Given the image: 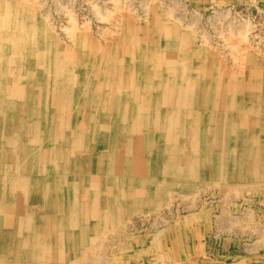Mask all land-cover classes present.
Listing matches in <instances>:
<instances>
[{
    "label": "rangeland",
    "instance_id": "374dc122",
    "mask_svg": "<svg viewBox=\"0 0 264 264\" xmlns=\"http://www.w3.org/2000/svg\"><path fill=\"white\" fill-rule=\"evenodd\" d=\"M0 53V98L3 102L6 99L8 102L23 99L14 105V110L10 109L11 104L0 105V211L5 210L6 214L13 211L25 222H30V216L37 221L34 216L41 219L44 214H49V210L55 209L41 203L38 189L33 186L27 189L26 184L17 182L14 171L11 174L15 175L12 176L15 181L9 180L10 174L5 163L9 159L8 140L12 134H18L19 141L30 143L32 137L40 133V143L44 144V141L51 139L50 144L54 145L53 135L63 130L67 135L63 141L70 156L62 158L59 167L65 165V168L72 170L69 179L74 178L75 184L81 183L80 176L85 175L82 168L93 158V153L101 155L105 151L108 156L105 139L102 142L95 141L97 135L101 136L107 130L105 126H115V110L111 109H114V104H105V107L96 110L99 116L96 121L88 119L85 107L90 106L88 102L94 87L103 83L109 88L112 76L118 79L123 76V81L122 84L111 85L116 92H109L108 89L103 91L107 94L105 100L115 101L122 97L127 88H131L132 92L137 91L142 99L153 95L155 97L154 88L160 87L161 83L164 92L168 90L169 95H172L173 89L181 81L177 82L176 77L181 75L180 78L190 85L195 83L196 92L189 96L183 95L187 106L184 104L181 108H175L170 116H174L172 122L177 127L179 140L192 145L188 147L190 150L175 152L173 158L177 157L179 161L187 163L186 158L190 157L198 165L196 172L188 173L185 178L160 173V168L163 171L165 168L159 167L157 154L162 152L163 162L169 158L165 150V128L160 127L156 136L144 137L145 140L141 142L149 148L145 153H140V159L142 163L154 166L150 170L155 171H150L149 177H154L155 182H151L154 180L150 178L145 191H139V194L127 193L123 215L116 213L115 219L111 218V213H107L108 208H103L105 215L97 228H90L88 240L82 242L84 238L72 236L62 246L57 245V252L52 249V253L37 258L21 246L20 238L23 235L33 238L29 231L32 228L23 226L22 234L14 241L16 246L12 252L4 256V250H0V264H264V172L258 176L245 175L240 180V176H237L239 183H232L233 180L229 179L221 180L219 177L212 178L218 175L210 174L207 167L204 168L207 156H210L204 141L210 137L202 133L198 136L196 132L190 137L184 134L191 126L194 129L196 125L190 123L199 113L201 116L212 113L211 120L214 123L223 121L224 115L214 110L216 100H213L217 98L216 88L222 81L226 83L225 93L230 96L224 100V104H234V100L240 102L230 107L234 112L232 114L236 115L228 123L229 129H232L236 120L241 121L233 127L238 137L232 134L229 145L226 138L218 142L220 156L226 154V172L232 171L231 154L241 133L243 137H248L256 129L259 131L264 128V0H0ZM138 68L141 84L137 83V86L132 85L131 72ZM168 69H175V74L170 76ZM68 78L74 82L78 80L83 85V92L80 90L82 96L80 93L75 94L73 87L65 83ZM208 83L211 85L210 91L213 90L212 102L206 92ZM23 91L27 95H15ZM86 92L89 95L85 98ZM65 96L68 103L66 101L64 104ZM58 97H62L60 106L56 103L60 101ZM165 97L163 103L169 105L160 110L163 113L168 107L174 109L170 106L171 98ZM133 98L130 99L132 108L139 99L135 96ZM25 105L27 111L22 114L21 108ZM250 108L253 113L246 119L247 122L244 121L246 116L237 117L245 115ZM155 110L150 106L147 115L153 118ZM199 120L200 123L204 122L203 118ZM123 121L118 128L128 129L126 135L132 129H136V134L143 132V136L153 130L145 127L142 111L134 116L135 122L130 124L125 118ZM14 124L18 126L13 133L11 126ZM78 131L84 136L82 143L78 142L75 135ZM118 134V145L130 136H122L121 131ZM34 144H39V140L34 141ZM137 144L135 142L134 150L139 148ZM252 146L258 147L256 153L259 155L260 152L264 157V132L260 141ZM229 147L232 148L229 150ZM28 152V158L20 161L21 169L26 170L31 165L36 169L34 173L44 174L45 167L41 161L35 160L34 152ZM109 155L112 158L113 154ZM108 157L107 166H110L112 159ZM243 160L244 163L249 161L245 157ZM71 161L72 168L68 167ZM258 165L257 171L264 165V160ZM246 167L247 164H244L242 170L245 171ZM61 173H56L57 178L60 184L65 185L69 181L68 176L65 171ZM102 176L110 178L107 174ZM129 176L138 177L132 172ZM157 181L160 182L158 187L154 185ZM106 182L109 187H113H110L111 190H116L112 179H106ZM7 184H11V188ZM186 184L187 188L184 186ZM117 190L122 193V189ZM89 193L93 197V191ZM12 198L20 200L13 204L10 201ZM139 200L146 201L142 203ZM68 201L70 203L71 199ZM129 201L132 209H129ZM79 203L80 207L83 203ZM85 215L80 214L81 219ZM84 219L90 224L88 226L95 222L90 220V216ZM73 228H64L61 224V234L76 235L80 228Z\"/></svg>",
    "mask_w": 264,
    "mask_h": 264
},
{
    "label": "bare ground",
    "instance_id": "6f19581e",
    "mask_svg": "<svg viewBox=\"0 0 264 264\" xmlns=\"http://www.w3.org/2000/svg\"><path fill=\"white\" fill-rule=\"evenodd\" d=\"M91 56H93V55H91ZM79 59H80V57H79ZM105 59H106V56H105ZM109 59H110V57H109ZM118 62L116 64H118ZM121 62H123V61H121ZM120 67H121V63H120ZM168 70H170L169 71L170 76L175 74V69H172V70L168 69ZM138 71H139V68L137 70H132V72H131V77L133 78L132 85L136 84L138 86L137 83L141 84V82H139L140 79H138V77H139V74L137 73ZM93 72H95V71H93ZM53 73H54V71H53ZM117 74H118V72H117ZM55 75H56V73H55ZM181 76L176 77L177 82L180 80L181 81L177 84L178 86L176 85V87L173 89L172 95H169L168 90L166 92H164L165 90L163 89V86L161 83L160 87L154 88V89H156L155 90L156 91L155 97L153 95L151 98H143L142 99L141 96L139 94H137V91L132 92L131 88H127V90H125L124 93H122L123 98L120 96L115 101H113V99H111V100L109 99L110 101L105 100L107 98V94L105 95V93L103 91L104 90L107 91V89H108L109 92H113L114 88H112L111 85H113L114 83H117V84L121 83L122 84V81H123L122 77L123 76L119 77V79L115 78V77L113 78V76H112V81L109 82V86H110L109 88H106V84L104 85L102 83L101 85L97 84V86L94 87V89L92 88L93 90L91 89L92 95L90 96V100L88 102V105H90V106L85 107L86 111H88V112H86V113H88L86 115H87L89 120L96 121L99 118L98 114L96 113V110H100L102 107H105V104H112V105L114 104V109L112 107H111V109L115 110V112L113 113L115 126H111L110 128H107L105 126V128L108 130V132H107V130H105V131H103L101 136L97 135L96 141H95V143H97V142H102V140L105 139L104 142H106V143H104V144H105V146H107V149H109V154H113V156L111 158L110 155L108 154V156L112 159V162L110 163L111 164L110 166L109 165L107 166L108 160L106 158L108 156H107V153H104L105 151L103 152L104 154L103 153L101 154V151H100L101 155H98V154L95 155V153H93L92 154V155H94L93 158L91 160H88V164H85V166H83V168H82L83 169L82 173L85 175L80 176V182L81 183H79V184H75L74 178L69 179V177L71 176L72 170L65 168L64 167L65 165L61 166L63 169L61 171H65V173L68 176L67 178L69 181H67V183L65 185H62L59 183V180H58L59 177L57 178L56 173L62 174L60 171L61 167H59V165H60L59 163H60L61 159L62 158L65 159L66 157L70 156L69 151H67V149H66L67 147L65 148V141H63V138H65L67 136V135L65 136V133L63 130L61 132H59L58 134L53 135L54 145L50 144L52 142V141H50L51 139L44 141L45 142L44 144L40 143L41 138L38 137L40 135V133H37L36 135H34V137H32L33 138L31 140L32 143L31 142L29 143L28 141L27 142L26 141H24V142L19 141L17 138L18 134L16 136L14 134L11 135L12 137H10V139L8 140V143L10 146V147L8 146L9 147L8 148L9 159L5 163L6 168L8 170V175L10 174V177L16 175L15 176L16 181L17 182L20 181L21 184H26L25 186L27 187V189L30 186H33V188L36 190L38 189V191H40L39 195H40L41 203L44 204L45 206L50 205L52 208L55 207V209L49 210L50 211L49 214L48 215L44 214L41 219H39L38 218L39 216H37V215L34 216V217H36V219H38L37 221L34 220L33 216L32 217L30 216V222H25L26 220L24 221L22 219V217H20L17 213H15L13 211L7 212V214H6L5 210H1L0 211V246H1V243H4V245L1 246L0 250L1 251L4 250V252H2V253H4V256L7 254V252H12V248L16 246L14 241H15V239H18V236L20 233L22 234V232H23L22 227L23 226H28V228H30V229L32 228L29 231H30V236H32L33 238L31 239V238H29L28 235H23L22 238H20V239H22L20 242L21 246H22V248H27V251H28L27 253H30L31 255L35 256V258H37L39 256L42 257V256H45L46 254L48 255V254L52 253L54 251L53 250L51 252L52 249H55V252H57V250L59 248L57 245L61 244V246H62L63 244H65L64 241L67 238H73L72 236L82 237V239L84 238L83 240H81L82 242L84 240H88V237H90V235H91L90 234V228L91 229L97 228L96 226L100 224L99 223V221H101L100 219H102V217H104V215H105L103 208H108L109 212H107V213H111L110 216H111V218H114V219L116 217L115 216L116 213H117L116 215H118V214L122 213L123 211H125L126 210L125 196H127V193L128 194H130V193L139 194L143 190L144 191L146 190L145 186H146V184H148L147 182L150 183L151 180H154V177H149L150 173L151 172L154 173V171H155V170H153V171L150 170V168L153 169L154 166L152 164L142 163V159H140L141 158L140 153H145L146 151H148V148H149V147L147 148L146 147L147 145H145L141 142H143L145 140V138H148L151 136H156L158 134L157 132H158V129L160 127L165 128V131H164L166 133V140H164V142L166 144L165 150H167L166 154H169L168 160H164V162L162 161V152L157 154V156H158L157 160H159L161 162L160 163L157 161L159 164V167H164L165 171H166L165 172L160 168V171H161L160 173H166L168 176L171 175V176H174L176 178H179L181 176H183V177L188 176V173H194V171L196 172L198 165H197V162L195 160L191 161V158L188 157V158H186L188 160V162L186 163L184 161L183 162L179 161V158L177 159V157L173 158L174 153L178 152V150H181V153L184 151H187L189 149L188 147L190 144H188V142H185V140H181V141L179 140L177 132H176L177 127L172 122V119L174 116H170V115H172V113L175 111V108H178V107L181 108V106H183L184 104L187 106V104H188L187 101L184 102V97H183L184 94H188V96H189V94L193 95V93L196 92L195 83L194 84L192 83L193 84V86H192V85H190V83H187V81H185L183 78L181 79L180 78ZM68 79L65 81V83H68V84H70V86L73 87L72 90L74 91L75 94L79 95V93H80V95L82 96L83 93L81 94V91L83 92V88H82L83 85L80 84L78 80L77 81L75 80V82L70 80L71 77L69 79L70 81ZM113 80H116V81H113ZM127 81H128V79H127ZM71 83H72V85H71ZM222 83H224V82L222 81ZM222 83H221V85H222ZM0 84H1V82H0ZM221 85H218V87L216 88L218 90L217 98L215 97L213 100H216L214 103L216 108H214V110L220 111L221 114L224 115L223 121L219 120L216 123H214L211 120L213 118L212 113L208 114V116L206 114L201 116L199 113L197 115V117L192 121V123H190V125H192V124L196 125V126H194V129H193V126H191L190 129H187L184 134H187L190 137L192 134H194V132H196L195 134L198 136L201 135V133H202L206 137H210L204 141L207 153H210V156L209 157L207 156V161H205L206 163H204V168L206 169V167H207L208 173H210V174L214 173L215 175H218V176H212V178L219 177L218 179H221V180L222 179H224V180L229 179V180H233V181H231L233 183L234 181L238 182L241 179V177L242 176L245 177V175H246V177L247 176L251 177V176H258L260 173L263 174L264 171H260V169H264V167H263L264 165L261 168H259L258 171H257V168L259 167V165H258L259 162L261 160H264V157L261 155L260 152H259V155L256 153L258 147L257 148L253 147L252 144H255V142L258 143L260 141L261 135H263V132H264V128H262L263 131L260 129L258 131L256 129L255 131H253V133L251 132L252 135H250L248 137H243L244 134L241 133V136H239V141L235 144L236 146L233 148L232 154H231L232 155L231 163L233 164L232 171L226 172L224 169V157H226V154L221 157L220 152L217 149V147L220 146V144H218V142L224 138H226V143L229 142L228 145L231 143L232 134L235 133L233 130V127L237 126V125H235V123L240 124L241 121H239V119L236 120L232 124V127H231L232 129H229L230 127H229L228 123H231V121L233 120V117H234L233 115H236V114H232L234 112L231 110L230 107L235 106L236 104H240V102L237 103L234 100V104H229L227 102H226V104H224V100H226L227 97H230V96H227V94L225 93L226 83H224V85L222 87H221ZM45 86H46V84H45ZM78 86H79V88L77 89ZM209 86H211L210 83L207 84L206 92L208 91L207 93H209V96H211V102H212V91L213 90L210 91ZM65 89H67L66 86H65ZM65 91L67 92V90H65ZM233 91L234 90H232L231 93ZM259 91L260 92L262 91L261 88L259 89ZM36 92H37V90H36ZM114 92H116V91H114ZM19 94L27 95V93L24 91L15 93V95H19ZM88 95H89V92H86L84 95L85 98L88 97ZM6 96H8V95H6ZM134 96H135V98H139V99L136 100V106L134 108H132V107H130V102H131L130 99H131V97L133 98ZM165 96H169L171 98L170 106L174 109H168L169 108L168 107L167 109H165L166 112L163 113V111H160V110H162V108L165 107V105H166L163 103V101L166 98ZM41 97H42V95H41ZM55 97H57V96H55ZM62 97L57 98V99H60V101H58V102L55 100L57 103V106L61 105ZM24 98L26 99V97H24ZM0 99H1L0 105L11 104L12 106L10 107V109H12V110H14V105L18 101L23 100L22 98H19L18 100L8 102V100L6 99L5 102H3L2 98H0ZM40 99H42V98H40ZM66 101H67V97L65 96V98L63 99V103L65 104ZM82 102H83V100H82ZM67 103H68V101H67ZM168 105H166V106H168ZM150 106L154 110L155 109L158 110V111L155 110L153 112L154 113L153 118L150 117L149 115H147V113L149 112ZM251 108H252V106H251ZM251 108L246 110L245 115L240 114V115H237V117L240 116L239 118H241V116H242L244 118V116H246L244 118V121L247 122L246 119H248L249 115L251 113H253ZM26 111H27V107L25 105L21 108V112L23 114ZM141 111L144 113V121L143 122L145 124V127L153 129V130H151L153 132L150 131V133L148 132L147 135L144 134V136H143L142 135L143 132L142 133L139 132L138 134H136V129H134V130L132 129V131H130V134H129L130 136H129V135H126L127 133H129L128 129H124L122 127L123 130H120L118 128L122 125L121 123H124V121H123L124 118H125V120H129L130 124H131L134 121V116L136 114H139V112H141ZM66 114H68V113H66ZM262 114L264 115V111H262ZM18 116H20V115H18ZM18 116H16V117H18ZM168 116H170L169 120H167ZM191 116H193V115H191ZM140 117H141V115H140ZM24 118H25V116L23 117V119ZM163 118H164V120H163ZM183 118H184V116H183ZM202 118L204 119V120H202L204 122L200 123L199 119H202ZM85 119H86V117H85ZM218 119H219V117H218ZM262 119H264V117ZM16 121H17V119H16ZM246 122H243L242 124L246 125ZM141 123H142V121H141ZM153 124H154V126H153ZM138 125H139V123H138ZM243 125H241V126L244 127ZM17 126L18 125H16V124L11 126L13 128V131H12L13 133H14V130H17ZM149 126H153V127L151 128ZM140 127H141V125L139 126V128ZM174 127H176V129L172 130V128H174ZM0 128H1V126H0ZM221 128H222V130H221ZM227 129H229V130L227 131ZM44 131L46 133L49 132V130H44ZM109 131H114V132L111 133ZM118 131H121L122 136H124V135H125V137L129 136V138L128 139L126 138V140H124L122 142V144L119 142L121 145L120 144L118 145V140H119V135H120V134H118ZM178 132H180V131H178ZM75 133H76L75 135H77L78 142L82 143L81 140H83V138H84L82 132L78 131ZM132 134H135V136L131 137ZM179 134H181V133H179ZM49 136L51 137L52 134L51 135L49 134ZM235 136L238 137L237 133H235ZM7 138H5V139H7ZM1 139H2V136H1ZM192 139H193V137H192ZM38 140H39V144H34V141H38ZM135 142L138 143L137 146H139V148H137L136 150L133 149ZM33 145H36V147L34 148ZM117 146H119V148H117ZM191 146L192 145H190V147ZM69 147H70V143H69ZM96 148H98L97 145H96ZM231 148L232 147H229V150ZM262 148H263V146H262ZM194 149L195 148H193V150ZM28 151L34 152L33 156L35 157V160H39L38 162L41 161V164L45 167V169H44L45 176H44V174L41 175L39 173H34V171L36 169L34 170L33 166H31V165L26 170L21 169L22 162H20V161H23L22 158H28L26 155V154H30ZM226 152L227 151H225V153ZM195 154H197V153H195ZM176 155H177V153H176ZM243 156L246 159H248L249 161L244 163V160H243L244 157ZM72 162L73 161H71L69 163L67 162L68 167H71ZM103 164H105V165H103ZM244 164H247L245 171L242 170L244 167ZM0 167H1V165H0ZM72 167H73V165H72ZM106 169H107V172H106ZM47 170H48V173H47ZM58 170H59V172H58ZM158 170H159V168H158ZM11 172H13L15 175L11 174ZM98 172L101 174H99ZM131 172L136 174L138 177L130 178V177H132V176H129ZM23 173H25V174L23 175ZM52 174H54V178H53ZM103 174H107L110 178H107L106 176H102ZM120 174H123V175H120ZM34 175H38V176H34ZM40 175H41V178L39 179L38 177H40ZM237 176H240L239 180L237 179ZM10 177H9L10 181L14 180L13 177L12 178H10ZM208 177H209V175H208ZM228 177H230V178H228ZM150 178H151V180H150ZM24 179H26L24 181L25 183H22ZM106 179L107 180L112 179L114 181V184H116L115 185L116 190L114 189V191H113L110 189V187H112V186L109 187V184L106 182ZM171 179H173V178H171ZM133 181H134V184H133ZM172 181H174V180H172ZM13 182H11L12 185H13ZM151 182H155V180L151 181ZM231 182H229V183H231ZM32 183H34V184H32ZM159 183L160 182L157 181L154 185L156 187H158ZM186 183H188V182H186ZM11 184H7V185H9V187H10ZM184 186H186V188H187V184ZM10 188L8 190H10ZM19 189H21V188H19ZM117 189H119V190L122 189V193L120 194ZM178 189H179V187H178ZM14 190H16V189H13V191ZM17 190H18V188H17ZM36 190H34V191H36ZM91 190L93 191V197H91L90 196L91 194L89 193ZM69 192H71L69 194L70 196L67 194ZM154 193H156V192H154ZM105 195H107V197H105ZM137 198H139V197H137ZM70 199H71V201H70V203H68L69 202L68 200H70ZM139 199H142V198H139ZM18 200H20V198L10 199V201H12V203L13 202L15 203ZM131 200H134V199L132 198ZM81 201L83 204L79 207V204H80L79 202H81ZM139 201H141V200H139ZM142 201L144 202L146 200H142ZM130 203H131V201H129V207H130ZM129 209H132V207H130ZM80 214L81 215L86 214V215H85V217H83L81 219ZM122 215H123V213H122ZM89 216H90V220L95 221V222H93V224L91 226H88L90 224L88 222H85L86 220L84 219L86 217L89 218ZM25 217L27 218V216H25ZM119 217L121 218V216H119ZM83 222H85V223H83ZM61 224H63L64 228H67V227L73 228V226H74L75 229H78V227H79L80 230H79V232L73 231V233L76 232V235H73L72 233H71L72 235L70 234V236L67 235L66 233L61 234V229H60ZM25 233H27V232H25ZM29 239H31L32 241H30ZM20 256H19V258H21Z\"/></svg>",
    "mask_w": 264,
    "mask_h": 264
}]
</instances>
